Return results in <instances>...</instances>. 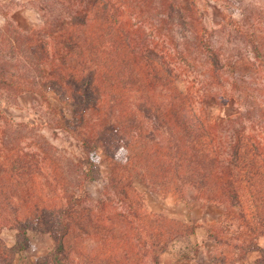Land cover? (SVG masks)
Returning a JSON list of instances; mask_svg holds the SVG:
<instances>
[{
  "label": "trees",
  "instance_id": "1",
  "mask_svg": "<svg viewBox=\"0 0 264 264\" xmlns=\"http://www.w3.org/2000/svg\"><path fill=\"white\" fill-rule=\"evenodd\" d=\"M39 10L26 30L1 10L0 264H26L33 232L52 240L43 264H163L198 223L151 209L137 179L190 210L223 206L236 247L264 252V122L250 107L247 59L223 58L181 1L43 0ZM247 37L260 62L259 40ZM46 91L71 107L50 106L75 141L70 156L4 102ZM101 163L107 180L93 197ZM215 224L208 235L219 242Z\"/></svg>",
  "mask_w": 264,
  "mask_h": 264
},
{
  "label": "rangeland",
  "instance_id": "2",
  "mask_svg": "<svg viewBox=\"0 0 264 264\" xmlns=\"http://www.w3.org/2000/svg\"><path fill=\"white\" fill-rule=\"evenodd\" d=\"M186 8L194 7L198 11L201 22L213 30V38L223 58H238L239 55L247 59V70H253L248 76L250 86L258 93L257 101L250 107H255V117L259 116L264 122V0H176ZM18 2H24L23 10L13 12ZM43 0H0V27L5 23L2 11L11 13L16 25L23 29H30L41 20L39 6ZM18 8V7H17ZM13 14V15H12ZM259 40L261 54L260 62L254 60V52L248 42L247 35ZM254 64H251V62ZM202 70V66H197ZM258 88V89H257ZM37 93L26 92L10 101L4 100L9 106V112L16 120L37 122L39 130L55 144L61 152L72 153L75 141L67 133L57 127V120L61 113L55 114L52 107L62 108L66 115L71 114V107L59 100L51 91H46L44 98ZM248 100L247 104L250 105ZM51 124V126L48 124ZM48 124V125H47ZM72 151V152H71ZM70 156V154H69ZM106 167L104 163L97 169V177L87 183V188L93 197H98L106 182ZM137 188L144 192L146 202L151 209L161 211L166 208L181 217L192 218L198 223L196 233L189 241L178 240L173 243L168 252L163 254V264H257V259L264 252L250 251L243 254L241 248L236 247L239 242L237 235V221L224 214L223 206L189 209L183 203H174L171 199H162L146 190L139 179L135 181ZM209 222L214 225L219 242L212 240L208 234ZM2 238L7 243L14 240V232L6 229ZM30 245L25 251L23 262L39 264L45 262L46 255L52 247V240L47 233H30ZM264 247V238L258 239ZM238 245V244H237Z\"/></svg>",
  "mask_w": 264,
  "mask_h": 264
},
{
  "label": "crops",
  "instance_id": "3",
  "mask_svg": "<svg viewBox=\"0 0 264 264\" xmlns=\"http://www.w3.org/2000/svg\"><path fill=\"white\" fill-rule=\"evenodd\" d=\"M24 6H26V4H24V2H18V5H17V7L16 8H14L13 9V12H18V11H22L23 9L22 8H20V7H23L24 8ZM13 15V14H12ZM10 17H11V13H10V15H9ZM12 18V17H11ZM13 19V18H12Z\"/></svg>",
  "mask_w": 264,
  "mask_h": 264
}]
</instances>
